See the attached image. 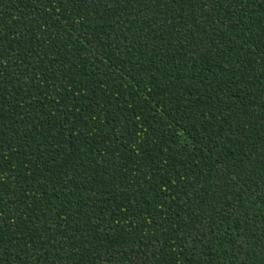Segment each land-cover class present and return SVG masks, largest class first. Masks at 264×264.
<instances>
[{"label":"trees","instance_id":"16d2710c","mask_svg":"<svg viewBox=\"0 0 264 264\" xmlns=\"http://www.w3.org/2000/svg\"><path fill=\"white\" fill-rule=\"evenodd\" d=\"M264 263V0H0V264Z\"/></svg>","mask_w":264,"mask_h":264},{"label":"rangeland","instance_id":"374dc122","mask_svg":"<svg viewBox=\"0 0 264 264\" xmlns=\"http://www.w3.org/2000/svg\"><path fill=\"white\" fill-rule=\"evenodd\" d=\"M262 264H264V263H262Z\"/></svg>","mask_w":264,"mask_h":264}]
</instances>
